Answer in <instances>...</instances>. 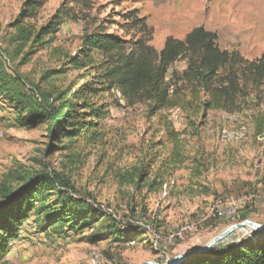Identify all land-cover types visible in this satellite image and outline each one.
<instances>
[{
  "label": "rangeland",
  "instance_id": "374dc122",
  "mask_svg": "<svg viewBox=\"0 0 264 264\" xmlns=\"http://www.w3.org/2000/svg\"><path fill=\"white\" fill-rule=\"evenodd\" d=\"M131 11L146 19L150 45L158 52L169 37L184 40L204 27L218 35L222 50L250 61L264 56V0H0V187L18 189L17 174L25 171L62 173L74 186L73 197L101 213L92 229L68 239L53 231L24 238L27 223L2 264L166 263L244 221L264 225V139L257 135V123L264 120V86L250 93L240 112H209L207 119L182 108L150 117L145 104L129 106L117 91L104 94L96 102L108 115L101 121L99 143L92 146L65 149L50 139L45 121L20 122L29 116L20 102L34 106L41 101L38 93L48 103L63 94L86 113L72 94L90 79L69 69L66 56L75 55L84 36L97 28L126 40L142 37L138 29L124 28ZM19 22L36 35L56 24L59 31L41 35L45 45L27 57L32 42L21 41ZM185 67L184 61L174 65L169 79ZM161 118L179 132L188 129L190 161L155 192L139 176L148 170L151 147L166 136ZM223 131L232 133L230 140L223 141ZM234 204L237 223L228 217ZM118 228L123 235L131 230L130 240L112 236ZM256 232L243 228L220 244H238Z\"/></svg>",
  "mask_w": 264,
  "mask_h": 264
},
{
  "label": "trees",
  "instance_id": "16d2710c",
  "mask_svg": "<svg viewBox=\"0 0 264 264\" xmlns=\"http://www.w3.org/2000/svg\"><path fill=\"white\" fill-rule=\"evenodd\" d=\"M125 20V29H138L143 36L126 40L97 28L84 36L75 55L66 56L69 69L81 72L80 79H90L72 94L83 102L81 109L86 113H80V107L72 105L63 94L54 103H48L38 93L40 103L25 107L20 102L22 110L29 111V116L20 118V122L34 125L45 121L50 139L66 145L65 149L81 144L92 146L99 143L101 121L108 115L107 107L96 102L104 94L117 91L129 106L145 104L150 117L167 108H182L207 119L209 112H240L250 93L264 86V56L250 61L239 52L222 50L218 35L204 27L195 28L184 40L169 37L163 50L158 52L150 45L152 31L146 19L138 18V12L131 11ZM16 26L23 44L32 42L27 57L45 45L39 41L41 35L44 38L59 31L57 24L37 35L31 26L20 22ZM182 61L186 63L183 72H175L169 79L171 69ZM55 72H49L48 76ZM11 101L15 99L11 97ZM160 120L166 132L165 140L151 147L148 170L139 176V181L148 182L149 190L155 192L162 190L190 161L189 141L184 138L188 129L179 132L172 121ZM257 135L264 139V120L257 123ZM160 148L165 150L163 155L159 154ZM17 177L18 189L8 185L0 187V264L11 253L27 223L24 238L53 231L68 239L101 221L100 211L87 200L73 197L74 186L62 173L30 170L18 173ZM42 220L44 224L40 223ZM123 231L124 235L118 228L112 236L120 237L121 241L130 240L127 237L131 230ZM182 264H264V232H256L254 237L238 244H219Z\"/></svg>",
  "mask_w": 264,
  "mask_h": 264
},
{
  "label": "water",
  "instance_id": "95a60500",
  "mask_svg": "<svg viewBox=\"0 0 264 264\" xmlns=\"http://www.w3.org/2000/svg\"><path fill=\"white\" fill-rule=\"evenodd\" d=\"M252 228L256 231L264 232V225H260L257 223H253L250 221H244L240 224L234 225L227 229L225 232H223L221 235H219L217 238L213 239L210 243L203 246L202 248H199L194 251H188L185 252L177 257H175L173 260H170L166 263H158V262H149L147 264H182L184 261H186L191 256H196L200 254L208 253L211 249L225 241L226 239L230 238L235 232L238 230H241L243 228Z\"/></svg>",
  "mask_w": 264,
  "mask_h": 264
},
{
  "label": "built area",
  "instance_id": "2783aa9c",
  "mask_svg": "<svg viewBox=\"0 0 264 264\" xmlns=\"http://www.w3.org/2000/svg\"><path fill=\"white\" fill-rule=\"evenodd\" d=\"M36 98L39 99V96L38 94H36ZM4 134L3 133H0V137H3ZM232 136V133L230 131H223L222 132V139L223 141H228L230 140ZM231 208L229 209V212H228V217L230 218V220L232 222H235L237 223L238 222V218H237V209L235 208V204L234 205H230Z\"/></svg>",
  "mask_w": 264,
  "mask_h": 264
}]
</instances>
